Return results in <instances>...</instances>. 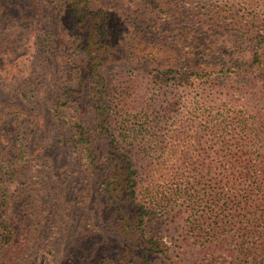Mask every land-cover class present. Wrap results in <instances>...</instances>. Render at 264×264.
Returning <instances> with one entry per match:
<instances>
[{
    "label": "rangeland",
    "instance_id": "374dc122",
    "mask_svg": "<svg viewBox=\"0 0 264 264\" xmlns=\"http://www.w3.org/2000/svg\"><path fill=\"white\" fill-rule=\"evenodd\" d=\"M62 4L0 0V151L11 158L22 143L29 168L26 180L2 183L11 194L5 215L18 233L26 232L28 246H37L33 264L129 263L128 252L138 254L151 237L164 248L152 254L154 264H229L214 246L204 249L196 235L198 216L207 222L211 216L206 199L197 209L171 198L166 209L149 216L144 235L129 233L108 199L107 192L119 188L117 167L104 160L83 166L82 153L86 142L113 150L108 131L120 139L126 123L143 125L162 106L179 102L167 124L176 135L186 125L187 136L178 135L175 143L187 139L192 157L177 154L175 171L188 166L193 182L204 183L200 155L211 136L207 121L243 117L264 184V0H81L77 6L85 12L77 21ZM93 35L95 45L97 37L111 42L101 39L107 48L97 46L98 58L85 47ZM91 70L95 80L86 83ZM97 92L111 99L93 98ZM103 102L110 104L106 118L116 119L110 127L97 113ZM117 146L132 154L144 147L130 139ZM126 197L117 202L128 203ZM219 207L221 200L214 209ZM87 217H94L98 229ZM223 236L220 251L226 252L237 235L232 229ZM98 237H106L104 254H91Z\"/></svg>",
    "mask_w": 264,
    "mask_h": 264
},
{
    "label": "trees",
    "instance_id": "16d2710c",
    "mask_svg": "<svg viewBox=\"0 0 264 264\" xmlns=\"http://www.w3.org/2000/svg\"><path fill=\"white\" fill-rule=\"evenodd\" d=\"M81 0H52L57 7L60 2L62 6H68L70 16L74 20L83 16L85 11L80 14L77 3ZM141 1V0H139ZM151 2V1H146ZM150 4V3H148ZM109 26L108 17L102 19L99 29L105 32ZM51 29V28H50ZM110 30V28H109ZM95 35L86 38L85 47L90 46L94 52L93 58H98V45L102 46L101 37H97L99 41L97 45L92 42ZM127 39V37H125ZM4 41L2 33H0V46ZM109 46V39H102ZM149 43L145 44L146 48ZM102 48L106 49L104 45ZM153 51H148L152 53ZM96 71H90L86 83L92 78L95 80ZM73 77V75H71ZM69 77V81L71 80ZM102 83V82H101ZM61 93L65 90L64 86L59 87ZM112 91V90H109ZM93 98L111 99L109 93L97 92L93 94ZM109 102H103L102 106H97L98 116L106 124L111 126L116 119L106 118L105 109L109 106ZM179 102H171L161 107V114L156 118L146 119L143 125H132L128 122L125 125L126 133L120 139L115 133L109 132L110 147L113 150L107 151L103 148H94L90 144L85 143L83 154L84 166L88 163L91 166L96 165L101 160L110 166L117 167L114 171V177L120 176L119 188L113 193L108 191L110 180L108 177L103 179L104 190L108 192V199L114 202L113 211L116 219L124 220V226L129 233L134 232L132 229L140 230L141 234H145L144 228L150 220L151 215L166 209L171 198L182 199L181 203H187L186 206L192 205L199 209L202 204L201 199H206L210 203L209 221L198 216L200 229H197V236L202 238L199 241L204 249H210L212 246L217 248V256L223 255L226 258L224 262L229 264H264V184L261 181L259 166L257 163L258 151H251L249 136L243 117L233 120L232 118H224L220 121H207L206 130H211V136L205 139L208 147L201 152V157L206 161L202 167L206 176L202 184L195 183L193 175H190L188 166H184L178 171L174 170V163L177 160V154L187 155L191 158V151L187 152L189 142L183 138L181 143L176 144L175 138L178 135L187 136L186 125L179 126L178 135L169 130L167 122L170 119L171 111L179 107ZM108 127V126H107ZM108 127V128H109ZM220 132V133H218ZM107 134V133H106ZM222 136V139H220ZM190 137V136H189ZM140 138V139H138ZM148 138V139H147ZM143 143L142 151L132 154L130 151L123 153L118 149L117 144L125 140ZM18 148V153L8 158L6 154L0 151V264H33L34 252L37 246L30 247L27 245L26 232L23 229L18 233V229L13 222V218L5 215V208L10 199V193L2 183L10 184L11 182L22 178L26 180L27 168L24 165V156L26 150L22 146ZM254 155V157H251ZM123 164V166H122ZM189 165L194 166L192 163ZM170 183L174 186H170ZM123 195L126 197V204H119ZM199 195L196 203H191L192 197ZM235 204H231L232 200ZM220 200L223 207H219L220 211L214 209L218 206ZM259 204L255 206V201ZM183 206V204H182ZM201 218V219H200ZM92 227L98 229V224L94 217H87ZM207 222V223H206ZM207 230L203 228L205 225ZM234 230L236 236L235 247L227 248L226 252L220 251L222 242L219 241L225 237L228 230ZM226 230V232L224 231ZM50 238V237H49ZM47 239V238H46ZM103 239L106 237L93 239L94 245L90 247L89 252L94 254L98 252L104 254L103 248L100 247ZM151 237L148 246L134 254L130 250L128 252L129 263L124 264H154L152 254L164 253V248L160 246ZM45 251L50 252L51 249ZM165 247V246H164ZM44 247H41L43 249ZM44 250V249H43ZM218 262L220 258L216 259Z\"/></svg>",
    "mask_w": 264,
    "mask_h": 264
}]
</instances>
